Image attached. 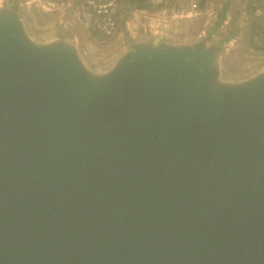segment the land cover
<instances>
[{
	"label": "water",
	"instance_id": "1",
	"mask_svg": "<svg viewBox=\"0 0 264 264\" xmlns=\"http://www.w3.org/2000/svg\"><path fill=\"white\" fill-rule=\"evenodd\" d=\"M11 2L0 264H264V65L230 76L226 44L145 30L96 67Z\"/></svg>",
	"mask_w": 264,
	"mask_h": 264
},
{
	"label": "rangeland",
	"instance_id": "2",
	"mask_svg": "<svg viewBox=\"0 0 264 264\" xmlns=\"http://www.w3.org/2000/svg\"><path fill=\"white\" fill-rule=\"evenodd\" d=\"M10 1L20 3L19 11L32 37L43 43L74 37L88 62L96 67L114 65L136 40L137 32L145 30L159 32L156 34L175 43L208 36L213 47L226 44L221 61L230 76L264 65V0H156L163 2L162 7L135 11L124 28L111 16H93L88 8L106 10L115 6V0ZM105 2L109 4L101 6Z\"/></svg>",
	"mask_w": 264,
	"mask_h": 264
},
{
	"label": "trees",
	"instance_id": "3",
	"mask_svg": "<svg viewBox=\"0 0 264 264\" xmlns=\"http://www.w3.org/2000/svg\"><path fill=\"white\" fill-rule=\"evenodd\" d=\"M155 1L156 0H115V6H109L106 10L97 7L94 9L93 6H89L88 8L93 16H98V18H107L111 16L117 24H121V27L124 28V23L132 17L135 11L151 10L153 8L158 9L162 7L163 2ZM106 4L109 3L105 2V4H101V6Z\"/></svg>",
	"mask_w": 264,
	"mask_h": 264
},
{
	"label": "built area",
	"instance_id": "4",
	"mask_svg": "<svg viewBox=\"0 0 264 264\" xmlns=\"http://www.w3.org/2000/svg\"><path fill=\"white\" fill-rule=\"evenodd\" d=\"M112 25V27H113V24H111Z\"/></svg>",
	"mask_w": 264,
	"mask_h": 264
}]
</instances>
